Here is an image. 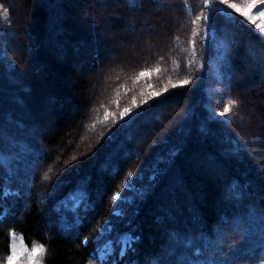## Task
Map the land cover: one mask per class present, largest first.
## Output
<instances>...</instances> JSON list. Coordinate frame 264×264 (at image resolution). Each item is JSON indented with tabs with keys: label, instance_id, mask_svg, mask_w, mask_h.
I'll list each match as a JSON object with an SVG mask.
<instances>
[{
	"label": "trees",
	"instance_id": "16d2710c",
	"mask_svg": "<svg viewBox=\"0 0 264 264\" xmlns=\"http://www.w3.org/2000/svg\"><path fill=\"white\" fill-rule=\"evenodd\" d=\"M26 1L32 8L28 23L13 14L11 0H1L10 16L9 24L0 29V50L7 51L8 64H15L14 72H5L0 65V87L4 85L12 100L5 107L14 112L17 98L22 101L29 95L37 107L48 101L55 110L64 105L66 109L70 100L77 113L73 117L69 111L54 114L58 121L39 139L42 154L36 159V179L30 190L20 189V197H4L0 172V213L8 209L7 215L0 216V264L7 263L17 235L27 247L45 248V264H91L100 244L115 241L125 232L141 240L134 246L136 251L122 258L117 246L111 256L116 264H151L154 258L159 264H200L214 258L221 264H235L239 256L230 254L236 247L217 245L226 237L236 242L243 238L240 264H260L264 259V194L255 202L253 196L264 191V172L258 171L264 165V37L219 0H163L160 4L137 0L143 5L137 8L127 0ZM210 9H223L226 15ZM164 13L172 14L176 24L164 20ZM145 21L166 23L164 34L149 38L151 48L145 56L136 59L130 54L112 63L110 54L121 52L116 43L129 41L133 32L144 37ZM206 23L214 30V39H204ZM122 30L127 34L116 35ZM217 39L227 45L225 96L228 103L235 101L227 124L210 119L205 105ZM71 60L84 63L76 86L62 73L56 76V67L67 69ZM98 75L104 83L90 95ZM125 108L128 115L120 114ZM234 112L240 118L235 122ZM5 136V140L10 137ZM228 137H239L245 144L254 141L252 159L248 155L242 161L232 158ZM72 139L73 146H68ZM62 149L64 158L56 162ZM73 156L65 169L63 162ZM199 167L217 181L213 192L228 197L213 220L209 219L215 215L212 206L196 211L188 207L179 216L186 199H204L208 190L202 187L204 191L195 193L194 186L186 185ZM154 173L155 181L144 191L138 213L114 216V196L126 190V183L151 178ZM45 174L47 181L41 179ZM225 175L229 177L223 179ZM237 181L243 195L232 199L230 186ZM79 187L87 191L91 207L81 210L77 225L66 231L73 213L60 210V202ZM184 193L187 198L182 197ZM148 209L150 215L162 211L150 224ZM109 222L114 223L113 231L101 238L100 230ZM170 234H179L181 241L185 235L193 237L194 248L174 242ZM221 254L230 257L222 261Z\"/></svg>",
	"mask_w": 264,
	"mask_h": 264
},
{
	"label": "rangeland",
	"instance_id": "374dc122",
	"mask_svg": "<svg viewBox=\"0 0 264 264\" xmlns=\"http://www.w3.org/2000/svg\"><path fill=\"white\" fill-rule=\"evenodd\" d=\"M6 1V0H2ZM212 0H210L211 2ZM217 1V0H216ZM11 3L13 5V14L16 15V18L19 19V17H22L23 21L26 23L31 22V17L29 16L32 10L30 8V3L27 2L26 0H11ZM222 3V2H220ZM235 3L237 7L247 10L250 0H239V3L235 2V0H229V4ZM222 5H226V7L229 8V10L233 11L234 13H237L234 9L229 7L228 4L222 3ZM119 5L116 4V7ZM28 8V9H27ZM156 10V9H155ZM260 10H264V3L261 2V0H257L255 7L251 9V15L252 19L255 21L253 24L252 22L249 21L248 18L245 16L237 13L239 17L241 16V22L245 23L248 26H251L254 28L256 32L261 34L264 37V32H261L260 29L264 28V17H260L258 15ZM9 13L8 10L6 9L5 4L1 3L0 0V29H4L6 25L9 24ZM164 20L170 21L172 25L176 24V19L175 17L170 14V13H164L163 16ZM89 18V16H88ZM161 22V23H160ZM159 22V25L152 24L150 21H145L144 31H142L143 36L142 38H138L135 36L136 34L133 32L134 37L131 38L129 41L125 40H120L116 43L117 49H119L121 52L119 53H114L110 54L111 57V62H115V60H120L123 59L127 55H133L136 59L139 58V56H145L147 51L150 50V44L148 43L149 38H152V35H157V34H164L166 30V23L164 24L162 21ZM110 24H112L111 21H109ZM171 25V26H172ZM259 26V27H257ZM159 30V32H158ZM127 32L122 30V31H117L116 35L122 36L126 35ZM225 36H227L225 34ZM223 40L217 39L216 43L214 45H218L217 48V54H216V59L212 60L211 67L208 69L210 73V77L206 83L207 87L205 88V93H206V100H205V105H207V110L208 112L211 113H216V118L220 119L221 121L227 120L228 122L231 120V107L233 106V103H228L227 98L225 96L226 93V85L225 82L226 80L218 76L217 73V68H219L220 72L223 73L226 69L225 62L221 60L222 55L224 54V47H222ZM227 46V45H226ZM134 58V59H135ZM249 60V58H248ZM251 62V60H249ZM247 61V63H249ZM51 63L53 61H50ZM67 69H63V67L59 66L56 67L57 69V74L56 76L58 77L59 73H62L65 77V80H68L71 82V86H76V79L80 77L82 74V71L84 69V63L81 62L77 64V62H67L66 65ZM69 67L71 68L69 71ZM250 69V68H249ZM208 73V74H209ZM55 76V77H56ZM208 77V76H207ZM94 85L92 83L93 90L90 95H94L98 87L104 83L103 78L98 75V77H95L94 80ZM0 88V153H3L6 159V164L4 166H0V172H1V177H2V193L4 188H10V189H25V185L23 183L24 177L26 175H31L33 172V168L35 167L36 164V159L41 156L42 154V143L41 145L39 144L40 138L42 134L45 136L46 132L52 128V125H55V123L58 121L56 118L59 112L61 111H69L71 112L72 117L75 116L77 113L76 110H74L72 107V102L70 100H66V106L67 108L64 109V106L58 107L56 110L54 106H52L48 101H44L40 107H37L35 103L33 104L32 101L33 99L31 96H24L26 99L20 101L19 98L17 103L14 106V109L16 111L12 112L10 109H6L5 105L8 104L11 100L9 98V94H6V89L4 88V85L1 86ZM36 91V90H35ZM37 92V91H36ZM228 94V93H226ZM247 96V94H246ZM26 100H28L31 103H28ZM177 105H175L176 107ZM229 108L230 110L228 112H225V108ZM13 109V110H14ZM252 112V110L250 111ZM221 113H224V115H220ZM56 114V117L55 115ZM120 114L123 115H128V113L125 112H120ZM233 119L232 121L235 122L236 119L239 117L236 116V112L233 113ZM254 116V114H253ZM257 115H255L256 117ZM240 119V118H239ZM231 123V122H230ZM46 127V128H45ZM43 128V129H42ZM55 130V129H54ZM5 134L9 137L8 140H5ZM19 137H23L19 139ZM74 140L72 139L69 143L68 146H73ZM76 148L79 149V145H76ZM65 150H59L58 151V157L56 158V162H60L62 158H64ZM74 161V156L73 158L68 157L66 161L63 162L65 165V169L67 168V165L72 164ZM197 166V165H196ZM198 167H195V169ZM13 170L17 174H12ZM194 177V179H193ZM229 176L225 175L223 179H227ZM192 179L186 181V185H190L191 187L194 186V191L195 193H199L198 189L201 191H204L202 187H207L208 190L205 192V195H203L202 199L196 198L195 201H187L186 199V204L183 207V210L180 212L181 215L179 216H184L185 212L188 207L190 208L189 210L191 211H196V210H201V208H208L211 207V209L215 210L213 214L215 213L214 216H210L209 219L213 220L218 213V210L223 207V205L226 206L225 203H227V196L223 197L221 194L220 196L218 195V191L213 192V187L217 185V181H215L214 177L209 176L207 170L205 172L199 167L191 176ZM99 179V183L101 185L102 183V177ZM155 181V179H154ZM210 182V184L207 183ZM153 181L150 178H139L133 182V180L128 181L126 183L125 191H122L118 193L119 199H115V209L117 207H122L126 214L128 212L130 213H138V210L140 209L141 205L140 202L143 201L141 200L142 197L145 195V190H147V186H152ZM264 183V182H263ZM208 184V185H207ZM128 185H134V189L129 191L128 190ZM187 185V186H188ZM264 188V187H263ZM20 190V191H21ZM260 193H257L256 196L254 197V202L255 200H258V197H261L260 195L264 194L263 190H259ZM127 195L129 198V203L122 204L121 201L123 200V197ZM259 195V196H258ZM264 196V195H263ZM182 197H188V194L184 193ZM182 202L185 201L181 200ZM253 202V201H252ZM137 207V208H136ZM129 208V209H128ZM210 209V210H211ZM162 212V211H161ZM160 211L157 213H152L150 215V210H146L145 214L148 215L147 222L148 224L152 223V217L159 215L161 213ZM129 213V214H130ZM177 215V214H176ZM1 218V217H0ZM213 218V219H212ZM145 223V221L143 222ZM108 223H105V225L102 227L100 230V234L103 231L104 227ZM188 225V224H187ZM114 226V223H113ZM179 225L177 226V228ZM221 238V237H220ZM114 241V240H112ZM161 241H159L157 244H155V247L159 245ZM218 246L222 247L223 249L227 248L230 246L231 247H236L234 249H239L244 245V240L243 238H240V242H236L235 240H231L229 237H226L222 239L217 243ZM237 245V246H236ZM118 245L114 244V249L116 250V247ZM33 248H36L38 250V255L37 256H31V250ZM119 248V246H118ZM120 252V249L118 250V253ZM115 253V251H114ZM112 254V256L114 255ZM11 256L16 257V264H45V258H46V250L40 245H35L33 247H27L20 236H14L12 240V246H11ZM215 260L211 261H203L200 262V264H221L218 258H214ZM153 262V261H152ZM7 264V263H6ZM91 264H111V256L106 258L105 261H100L98 258H96V255L94 256L92 263ZM153 264V263H151ZM197 264V263H194Z\"/></svg>",
	"mask_w": 264,
	"mask_h": 264
},
{
	"label": "snow or ice",
	"instance_id": "6c2138e0",
	"mask_svg": "<svg viewBox=\"0 0 264 264\" xmlns=\"http://www.w3.org/2000/svg\"><path fill=\"white\" fill-rule=\"evenodd\" d=\"M128 4L130 7L132 8H137V7H143L142 4H137V0H127ZM154 3L160 4L163 3V0H153ZM219 2H222L224 4H228L229 7H231L232 9H234L237 13L245 16L246 18L249 19L250 22H252L253 24L255 23V21L252 19V15H251V9L253 7H255L257 0H250L249 6L247 10L241 9L239 7H237V5L235 3L229 4V0H219ZM262 3H264V0H261ZM211 11H215V12H219L221 15H226L225 10L223 9H215ZM201 15H203V13H201ZM258 15L260 17H264V10H260ZM205 21L208 20V17H204ZM93 25H95V20H93ZM259 27V26H257ZM133 31H135V26H133L132 28ZM261 32H264V28L260 29ZM209 38L214 39L215 38V32L214 30L211 28L210 25H208L206 23L205 25V36L204 39L207 40ZM222 47H224L225 51L224 54L221 57V60H223L226 64L227 62V46L226 45H222ZM26 52L31 53V49H25ZM8 53L7 51L4 50H0V65H3L4 67V71L8 72V71H15V64H8ZM217 73L218 76H220L223 79H227L228 76V72L225 71L223 73L220 72L219 68H217ZM140 75H144L143 72L140 73ZM19 78V77H17ZM184 85L188 84L189 81L188 80H184L182 82ZM229 103H235V101H229ZM230 109L229 108H225V112H228ZM129 110L128 108L124 109V112L127 113ZM138 115H143V113H139ZM216 113H211L210 114V119L215 120L216 118ZM220 115H224V113H221ZM137 117H133V120H135ZM132 123V121H128L125 125H123V127H128L130 124ZM221 123L227 124L228 121H221ZM110 139H112L110 137ZM227 143L229 145V155L232 158L237 159L238 161H242L243 156L244 155H248L249 159H252V153H251V145L254 143V141L249 140L247 142V144L242 143L239 137H228L227 138ZM259 154V153H258ZM6 164V159L3 153H0V166H4ZM48 171H51V167H49ZM258 171L264 172V165H260L258 167ZM36 169L33 168V172L31 175H26L24 177V185L27 189H31L33 183L35 182L36 179V175H35ZM12 174H17L15 172V170H13ZM131 175V173H129V176ZM41 179L43 181H47L49 179V176L47 174H45L43 177H41ZM153 182L155 179V173L153 174V176L150 178ZM85 183V181H81V185H83ZM134 185H128V190L131 191L134 189ZM242 186L240 185V183L234 182L231 186H230V192H231V197L232 199H240L242 198ZM15 196V197H20L21 196V192L19 189H10V188H4L3 190V196L7 197V196ZM119 195L116 194L114 196V199H119ZM122 204L125 203H129V198L127 195H125L123 197V200L121 201ZM91 207L90 203H89V196L87 191L85 190L84 187H79L75 190V192L69 196L68 198H66L64 201L60 202V210L62 211H71L73 213V222L72 223H66L65 224V230L66 231H70L73 227H75L78 223V221L81 219V217L79 216V212L81 210H87ZM8 213V209L5 208L4 211L2 213H0V216H4L7 215ZM114 216L119 217V218H124L126 216V212L122 207H117L113 213ZM62 219H64L62 217ZM113 224L111 222H109L103 229V231L101 232V238L109 235L112 231H113ZM170 239L173 240L174 242H181L182 246L187 248V249H193L194 248V238L193 237H189L187 235H185L181 241V238L179 236V234H170ZM141 240V237L139 235H134L132 232H125L122 234H119L118 239L115 241L112 240H105L102 244H100L96 250V258H98L100 261H105L106 258L112 256V254L114 253L115 249H114V244L119 246L120 252L119 255L122 258L123 256H125L129 251H136L135 249V245L138 244ZM86 242V241H85ZM169 252H172L173 249L169 248L168 249ZM196 254H199L200 249L199 248H195L194 249ZM240 249H232L231 250V254H236L239 256V259H237L235 261V264H240ZM38 255V250L36 248H33L31 250V256H37ZM230 255H220V259L222 261H227L230 257ZM7 264H16V257L14 256H9L8 260H7ZM111 264H116L115 260L111 261ZM153 264H159V259L158 258H154L153 260ZM179 264H184L183 261L179 262ZM260 264H264V259L260 260Z\"/></svg>",
	"mask_w": 264,
	"mask_h": 264
}]
</instances>
